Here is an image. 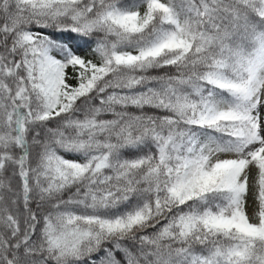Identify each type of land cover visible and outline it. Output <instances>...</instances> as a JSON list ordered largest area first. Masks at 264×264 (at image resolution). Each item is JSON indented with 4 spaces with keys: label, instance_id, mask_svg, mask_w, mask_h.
I'll return each instance as SVG.
<instances>
[{
    "label": "snow or ice",
    "instance_id": "1",
    "mask_svg": "<svg viewBox=\"0 0 264 264\" xmlns=\"http://www.w3.org/2000/svg\"><path fill=\"white\" fill-rule=\"evenodd\" d=\"M0 264H264V0H0Z\"/></svg>",
    "mask_w": 264,
    "mask_h": 264
}]
</instances>
